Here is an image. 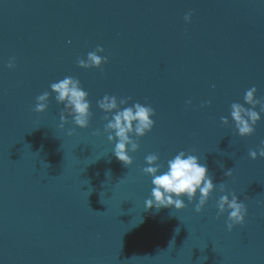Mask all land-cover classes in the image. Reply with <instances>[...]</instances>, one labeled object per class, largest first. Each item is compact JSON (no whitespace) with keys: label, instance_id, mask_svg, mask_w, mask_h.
I'll use <instances>...</instances> for the list:
<instances>
[{"label":"water","instance_id":"water-1","mask_svg":"<svg viewBox=\"0 0 264 264\" xmlns=\"http://www.w3.org/2000/svg\"><path fill=\"white\" fill-rule=\"evenodd\" d=\"M97 46L103 70L80 68ZM66 77L89 94L86 129L67 113L60 126L50 86ZM253 87L264 100V0H0V264H264V113L248 137L231 119ZM105 95L155 111L129 167L104 132ZM181 151L206 164L208 203L146 210V157L159 175ZM233 192L247 215L229 232L216 205Z\"/></svg>","mask_w":264,"mask_h":264},{"label":"clouds","instance_id":"clouds-1","mask_svg":"<svg viewBox=\"0 0 264 264\" xmlns=\"http://www.w3.org/2000/svg\"><path fill=\"white\" fill-rule=\"evenodd\" d=\"M184 19L186 22H190L191 14L186 15ZM103 51V47L97 46L95 51L88 53L86 61L84 59L77 61L78 66L83 69L103 70L102 65L108 62V58L97 54ZM7 67L9 69L15 67L14 58L9 61ZM50 87L51 93L55 94V100L65 106L64 111L60 114L61 128L69 123L65 113L73 118L72 122L75 126L81 129L88 128L92 116L90 102L87 99L89 94L82 89L80 81L73 77H66L59 82L52 83ZM256 92L257 89L253 87L244 96V103L251 107L246 108L240 103L231 105V119L234 121L240 137H248L255 133V126L261 119L260 114L254 110L258 105L260 112L264 113V100L256 99ZM49 97V92L39 95L33 111L36 113L45 112L48 108ZM129 100L131 97L118 100L116 96L105 95L102 100L97 102L98 107L106 113L103 119L108 121L104 128V132L108 133V141H118L115 143L113 154L126 167L133 164V159L128 155V152L135 153L139 148V138L151 132L155 125V121L151 119L155 115V111L151 106L146 107L140 103H135L134 106L120 110L121 106L128 104ZM187 103L190 105L191 101ZM210 104L209 101L207 104H202L201 107L210 106ZM113 113L114 115L109 118L108 114ZM221 122L225 126L229 124L226 117H222ZM99 134L98 130L93 133V135ZM68 135H73V132L69 131ZM132 136H135L136 139H132ZM249 156L252 160H256L258 158L257 151L250 150ZM259 157L264 158V147L259 149ZM158 160L157 154H149L146 157L148 167L142 169L145 175L152 177L151 183L153 185L151 198L146 201V210L155 208L159 211L162 208L174 207L179 211L187 207L183 197H186L191 203L199 193V201L195 206V211L201 213L217 187L209 176L206 164L201 165L197 156L181 151L174 159L167 162V171L158 175L157 173L164 167L163 164L158 163ZM225 175L231 177L232 171H226ZM219 191L221 193L226 191L224 183L219 184ZM229 195L231 199H229ZM229 195H222L216 206L218 208L217 218L225 212L229 213L227 229L231 232L235 225L244 224L247 207L238 200L234 192ZM179 231L180 229L177 228V234Z\"/></svg>","mask_w":264,"mask_h":264}]
</instances>
